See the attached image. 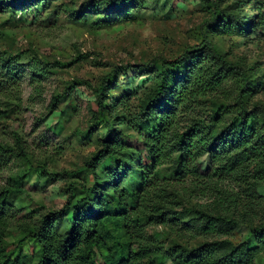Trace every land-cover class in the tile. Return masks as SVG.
Here are the masks:
<instances>
[{"label":"trees","instance_id":"obj_1","mask_svg":"<svg viewBox=\"0 0 264 264\" xmlns=\"http://www.w3.org/2000/svg\"><path fill=\"white\" fill-rule=\"evenodd\" d=\"M58 1L0 0V10L11 16L57 18ZM245 2L253 11L248 25L241 13L234 12ZM143 3L88 0L69 9V18L98 29L133 20ZM211 14L216 26L212 30L247 36L264 26V0H239L226 8L214 0ZM88 55L80 53L76 60ZM72 63H51L27 51H0V121L16 115L22 106L21 71L14 66L28 69V83L40 98L41 79ZM231 72L243 84L234 91L235 102L217 104L207 120L190 119L200 96L216 93L225 101L230 99L234 93L224 85ZM130 77L146 80L141 94L128 86ZM80 86L92 91L94 126L104 130L97 138L98 148L81 167L50 172L33 165L32 153L21 137L15 136L12 145L0 141V174L12 161H20L21 167L24 161L23 173L21 168L0 180V264H164L166 260L253 264L260 257L264 252V194L258 190L264 187V103L251 98L262 84L250 81L239 64L226 61L205 36L174 58L155 56L143 65L114 66L95 87L88 79L72 78L51 97V111H59L61 119L70 118L76 105L72 92ZM136 98L138 104L132 107L130 102ZM186 117L189 120L184 121ZM90 134L87 130L84 136ZM32 173L35 183L26 188ZM58 181L66 184L60 208L43 212V207H35L25 213L17 208V200L26 202L28 191ZM178 196L195 200V205L180 207ZM201 199L207 202L199 203ZM154 227L180 241H202L190 248L176 243L164 250L158 233L146 234ZM239 227L248 231L242 242L234 238ZM250 239L252 246H248Z\"/></svg>","mask_w":264,"mask_h":264},{"label":"rangeland","instance_id":"obj_2","mask_svg":"<svg viewBox=\"0 0 264 264\" xmlns=\"http://www.w3.org/2000/svg\"><path fill=\"white\" fill-rule=\"evenodd\" d=\"M214 0H145L143 8L135 12V18L131 21L116 22L112 25L92 29L88 26L75 24L69 18V9H77L88 0H59L61 10L58 17L46 18L45 15L35 19L33 14L16 13L11 16L7 11L0 10V51L12 52L27 51L37 54L41 58L53 63L74 62L68 67L52 70V74L40 81L39 91L41 97H36L28 79L30 72L23 66L27 59H23V65L16 67L21 71V85L23 101L19 112L0 121V141L12 145L15 136L21 137L23 143L32 153L33 165L44 166L50 172L61 173L73 171L81 167L84 161L98 148L97 138L104 131H100L99 125H95L92 91L86 86H80L73 90L72 96L76 103L70 118L61 119L58 112H52L49 107L51 97L61 93L68 86L72 78H84L97 86L101 77L117 65L130 64L143 65L152 57L163 56L174 58L184 47H191L202 42L207 37L224 56L226 61L239 64L248 73V78L258 84H262L261 90L253 95L251 101L264 103V26L258 27L247 36H230L219 34L210 19L212 17V4ZM239 0H218L220 8H226ZM166 5V7H165ZM241 13L243 22L248 25L253 11L251 4L245 2L241 8L234 10ZM80 53H89L85 60H76ZM76 60V61H75ZM95 60L107 63L109 66H96ZM230 81L224 85L226 91L234 93L241 87L236 82V77L230 73ZM143 78H129V85L136 88L139 94L147 82ZM229 79V78H228ZM122 84H126L125 78H120ZM31 95V101L28 97ZM236 94L225 101L216 93H208L197 99L190 119L207 120L217 104L235 102ZM139 98L132 99V107L138 104ZM62 106V104H61ZM60 107V106H59ZM60 110V108H58ZM77 110V113H76ZM185 118L184 121L189 120ZM185 122H183L184 124ZM94 126V127H93ZM98 129V130H97ZM91 130L90 138L84 133ZM90 139V140H89ZM22 168L20 161H12L9 167L0 174V180H6L9 174H17ZM35 174L28 178L29 188L34 185ZM65 182L58 181L46 184L40 190L28 191L24 200L18 199L17 208L21 213L37 207H43V212L49 209H58L65 201ZM259 192L264 194V187ZM174 193V192H173ZM180 207H193L195 200L182 199L178 196ZM205 199L198 200L205 203ZM207 202V201H206ZM41 210V209H40ZM264 217V206L262 208ZM157 234L160 245L164 250L173 244H181L194 247L202 241H180L160 227L148 228L147 235ZM248 237L245 227H239L234 235L237 242H242ZM11 237L7 238L10 243ZM254 241L250 239L248 246ZM164 264H171L166 260ZM253 264H264V252Z\"/></svg>","mask_w":264,"mask_h":264}]
</instances>
